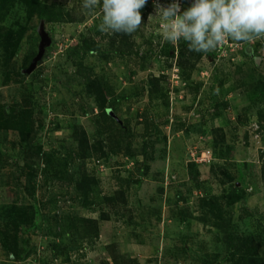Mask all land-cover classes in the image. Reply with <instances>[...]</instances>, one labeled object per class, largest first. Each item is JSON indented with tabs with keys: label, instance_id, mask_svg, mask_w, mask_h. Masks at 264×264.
Instances as JSON below:
<instances>
[{
	"label": "rangeland",
	"instance_id": "rangeland-1",
	"mask_svg": "<svg viewBox=\"0 0 264 264\" xmlns=\"http://www.w3.org/2000/svg\"><path fill=\"white\" fill-rule=\"evenodd\" d=\"M17 1L0 0V229L14 205L35 220L20 232L29 258L15 261L0 244V264H231L226 226L238 242L261 244L264 257V90L251 93L264 85V38L196 53L163 39L158 19H148L154 0L130 35L99 31L100 8L83 0H42L55 6L50 23ZM191 4L182 0L181 11ZM9 34L16 49L3 44ZM93 80L113 110L90 90ZM31 143L43 146L34 166ZM204 150L213 160L191 170L192 152ZM85 171L97 179L91 203L77 192ZM233 185L245 191L236 204ZM67 216L66 230L55 224Z\"/></svg>",
	"mask_w": 264,
	"mask_h": 264
},
{
	"label": "clouds",
	"instance_id": "clouds-1",
	"mask_svg": "<svg viewBox=\"0 0 264 264\" xmlns=\"http://www.w3.org/2000/svg\"><path fill=\"white\" fill-rule=\"evenodd\" d=\"M148 0H83L88 10L100 8L98 30L104 33L133 34L142 25L141 9ZM182 0L162 4L154 0L162 37L172 44L181 39L188 50L209 53L222 48L229 40L249 43L264 38V0H192L181 11Z\"/></svg>",
	"mask_w": 264,
	"mask_h": 264
},
{
	"label": "trees",
	"instance_id": "trees-1",
	"mask_svg": "<svg viewBox=\"0 0 264 264\" xmlns=\"http://www.w3.org/2000/svg\"><path fill=\"white\" fill-rule=\"evenodd\" d=\"M2 1H3L2 5L4 8L5 6L10 5V3L16 2L17 0H2ZM17 2L22 3L26 7L27 12H31L32 14L38 15L39 20L41 22L50 23L54 21V12H55L54 5H49L48 3L43 2L42 0H20ZM141 15L143 18L142 22H144V19H146L147 15L142 12H141ZM18 41H19L18 38H13V35L9 34L8 37L4 40L3 44L8 47L11 46L14 49H16L18 46ZM12 42L14 43L12 44ZM5 54L7 56V60L9 61L6 50H5ZM255 78L254 76L252 77L253 80ZM89 85H90V90H92V92L97 97V99L102 102L101 103L102 107H106L107 110H113V105L116 101L110 100L109 98L106 97L102 84L99 81L93 80L92 82L89 83ZM262 90H264V85H262L261 87L255 85L252 87L251 93L253 95L260 94ZM262 94H264V92ZM25 107L26 109L31 107V100H27L25 98ZM108 116H111V114L109 113ZM114 116L115 115L113 114V118ZM262 119H263L262 122H264L263 114H262ZM263 129H264V126H263ZM28 130L29 129L27 127V130L23 129L20 131L22 135L24 136L25 134L26 135L30 134V131L26 132ZM222 132L224 131L221 128H216L212 132L214 136L213 144H214V147L217 149H219V147H221L222 149L226 142V140L224 139L225 135ZM82 139H85V133L82 134V138L79 142L78 152H81L85 146V142ZM28 151H29L28 157L32 161L31 162L32 166H34L37 161L40 162L42 158V154H43L42 145L34 144V143L28 144ZM222 153L225 156L226 153L224 151H222ZM46 159L47 160L45 163L48 165V169H53L52 166H53L54 160L52 159V157L47 156ZM98 165L101 169H103L101 161H98ZM195 166H196L195 163L191 164L190 169L194 170ZM59 173L61 174L60 177H57L56 175L58 174V171L54 173L55 175L52 174L53 178L58 179V180L63 179L64 171H60ZM224 176L231 179V176L227 171L224 172ZM66 180L71 181L72 178H68ZM96 180L97 179L95 178V176L93 177L92 175L87 173V171H85V172H82L81 178L79 182L76 184L79 197L84 199L83 201L86 203H91L92 201H94V198H92V195L95 192V190L93 191V186L96 184ZM244 196H245V191L242 189V187L233 185L232 192L227 198L231 201V204H236L241 199H243ZM207 202L211 205L210 206L211 208L214 206V208H216L217 211L222 210L219 207V205H216V204L214 205V203H212L213 199H208ZM29 209L32 210L31 208L26 207V206L14 205L10 207V210H8V218L10 219V223L6 229H0V244L2 246V249L8 257L14 258L15 261H20V260L24 261L28 259L29 256L31 255V252L25 248V245L28 244V240L23 238L20 234L21 227L23 224L32 226L33 221L35 220L33 213ZM71 220L72 218L70 216H67L65 218L63 217L62 220L59 217H55V224H57L62 229L66 230ZM86 222L87 221L85 220V223ZM77 226L79 227L77 222L72 223L69 229L67 230H70L71 232V230L76 229ZM220 228L223 229V226ZM224 228L227 231L228 242L230 245V250H229L230 255H229L228 260L231 262V264H264V257L262 256V253H261L263 248L261 244L254 243L250 240L249 241L242 240L243 242H238L239 240L237 241L235 235L232 234V233L236 234L235 232L232 231V227L226 226ZM77 231H79V228L77 229ZM61 238H63L62 235H61ZM56 248L57 250L55 252L63 253V250H61L60 247L56 246ZM118 260H119L118 258L114 257V262L116 264H118L117 263ZM130 262H129V258L123 259L121 264H129Z\"/></svg>",
	"mask_w": 264,
	"mask_h": 264
},
{
	"label": "built area",
	"instance_id": "built-area-1",
	"mask_svg": "<svg viewBox=\"0 0 264 264\" xmlns=\"http://www.w3.org/2000/svg\"><path fill=\"white\" fill-rule=\"evenodd\" d=\"M211 151L209 150H204L203 152H201L200 155H197L196 153L194 154L192 152V162L195 164H199V163H211V160H213V157L211 156ZM103 168V167H102Z\"/></svg>",
	"mask_w": 264,
	"mask_h": 264
},
{
	"label": "water",
	"instance_id": "water-1",
	"mask_svg": "<svg viewBox=\"0 0 264 264\" xmlns=\"http://www.w3.org/2000/svg\"><path fill=\"white\" fill-rule=\"evenodd\" d=\"M41 55H42V53H40V54L38 55V57L33 61L31 67H30L29 70H28V73H32V71H33L34 68H35L36 62L41 58Z\"/></svg>",
	"mask_w": 264,
	"mask_h": 264
}]
</instances>
